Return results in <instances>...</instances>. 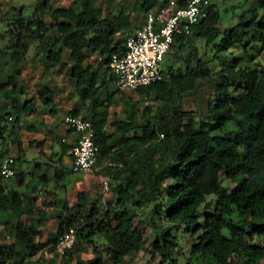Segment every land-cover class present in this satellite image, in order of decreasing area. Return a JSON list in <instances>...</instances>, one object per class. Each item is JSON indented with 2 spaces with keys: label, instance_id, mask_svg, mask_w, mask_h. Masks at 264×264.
<instances>
[{
  "label": "trees",
  "instance_id": "16d2710c",
  "mask_svg": "<svg viewBox=\"0 0 264 264\" xmlns=\"http://www.w3.org/2000/svg\"><path fill=\"white\" fill-rule=\"evenodd\" d=\"M107 1L114 4L115 0ZM169 1L138 0L133 9L146 13ZM175 1L183 7L189 0ZM79 4V10L53 8L48 0H41L30 13L19 8L1 35L2 51L20 66L31 47L40 48L47 69L67 68L82 103L67 115L91 121L98 148L94 170L98 167L113 177L117 198L104 205L81 191L73 204L64 198L42 201L45 206L60 203L61 211L57 230L45 242L37 241L42 232L35 225L26 226L21 217L43 216L36 194L38 184L48 178L26 170L37 183L29 193L20 190L24 181L22 170L16 167L23 154L19 129L30 100L21 105L20 97L10 93L11 110L0 111V213L14 214L17 222L13 242L0 243V264H40V258L34 257L42 251L56 253V242L70 227L76 230V243L61 255L75 256L84 243L93 244L94 257L87 261L77 257L76 264H119L146 244L144 250L151 255L146 264L156 260L179 264L181 256L184 264H260L264 258V64L249 49L258 55L264 52V0H257L251 18L226 32L220 28L222 15L216 4L203 0L201 19L189 34L175 37L174 45L182 55L165 56L168 64L163 80L133 90L153 101L142 111L143 122H138L137 101L121 95L125 118L111 122V133L105 130L106 109L120 90L109 89L114 83L110 61L113 54L125 51L126 38L132 33L128 31L133 26L131 13L122 4L107 13L96 0H79ZM46 14L54 21L53 27L47 25ZM52 28L56 33L50 43L46 36ZM93 55L101 61L96 66L85 65ZM20 72L19 67L6 83H0V92L7 86L15 91ZM203 80L211 86L204 116L183 108L184 96L196 92ZM19 92L27 93L22 87ZM38 95L42 105L53 112L50 88L42 85ZM27 128L37 130L34 124ZM76 139L71 143L60 140L59 149L48 155L56 163L38 161L35 168L49 166L56 179L65 178L64 158L72 159ZM10 140L18 149L13 157L15 174L9 178L15 184L11 185L1 174ZM223 180L232 186H223ZM131 205L149 209L135 220ZM99 234L105 238L104 249L96 244ZM186 235L192 241L183 251L180 239Z\"/></svg>",
  "mask_w": 264,
  "mask_h": 264
},
{
  "label": "rangeland",
  "instance_id": "374dc122",
  "mask_svg": "<svg viewBox=\"0 0 264 264\" xmlns=\"http://www.w3.org/2000/svg\"><path fill=\"white\" fill-rule=\"evenodd\" d=\"M39 1L41 0H0V83H6L8 77L14 74L17 68H21V72L15 77V83L18 88L15 91H12V87L7 86L5 90L0 92V111L7 112L11 110V100L8 98L10 93L20 97L19 100L21 105L24 104L26 100H30V106L23 112L22 125L19 129L23 154L21 155V158L17 160L16 167L22 170L24 181V184L20 190L29 193L31 192L30 190L32 189V186L37 183L33 176H29V174L26 172L27 170L29 172L32 171V173H34L36 176L45 174L48 178L46 183L38 184L36 205L41 206L42 201H46V203L53 202L56 198H64L69 201L70 204H73L77 200V194L81 191L85 192L88 197L97 198L100 200V203L106 205L109 202H114V200L117 198V193L114 190L115 180L108 172H105L104 170L102 171L97 167V169L94 171L71 173L69 167V155L65 156L64 158V163L66 164L65 170L68 172L65 178L56 179L54 176V170L49 166H42L39 169L35 168V162H51L48 159V155L53 152V148L55 150L59 149L58 142L62 140L63 137L57 135L55 130L57 127L59 128V126L62 127V124H64L63 118L67 115V112L82 106V103L79 101V98L75 92L73 78L70 77L67 68H64L60 71H58L57 68L53 70L47 69L43 63L42 49H34L31 47L20 66H18L19 64L16 65L14 62H12V60H10L9 54L2 51L4 49V41L1 35L8 28L7 20L17 17V11L19 8H23L27 13H30L34 9L35 4ZM136 2H138V0H115L113 2L114 4H108L109 2L107 0H96V4L102 6L106 13L109 12V10H115L114 8L117 4H122L125 7V10L131 13L133 26L132 29L129 28V32L131 30L133 32V30L137 29L145 20L144 12H139L133 9ZM256 2L257 0H207L208 4H216L220 10L222 15L220 28L225 32L230 30L236 23L251 18L255 8H257ZM48 3L53 8L72 6L77 10L80 9L79 0H48ZM45 20L47 25H51V27H53L54 21L50 18L49 14H46ZM55 33L56 29L52 28L50 35L48 37L46 36V40L52 43L51 35ZM197 44L200 46L202 42L198 41ZM249 52L254 53L257 57V61H260L262 64H264V52L260 55L250 49ZM63 53L67 54L68 52L64 50ZM168 54L171 56V58L172 55H182L181 51L178 50L177 46L175 45L171 48ZM65 58H67V55H65ZM100 61L101 60L99 56L93 55L85 61V65L90 63L96 66ZM167 64V60L162 62L161 66L163 70L166 69ZM44 84L47 85L53 93V112H50L49 107L42 105L38 95V88ZM20 87L24 88L27 93L21 94L19 92ZM116 88L118 87L114 83H112L111 87H109L110 90H114ZM119 90L120 91L110 100L108 103L109 107L106 109L108 112V124L105 130L107 133H111L114 130L111 122L125 118L126 109L121 100V95L137 101L139 123L143 122L141 115L144 108L153 105V101L146 98L145 95L140 96L131 89ZM210 94L211 86L208 80H203L200 82L199 89L196 92L188 93L184 96V110L197 111V113H201L204 116L207 99ZM101 96L103 98L105 97V92L103 90L101 91ZM85 104L89 107L88 102ZM87 113H91L89 108ZM33 124L35 127H37V130H31L30 128H27ZM8 126L11 129L13 128L11 123H9ZM39 142L42 143L41 147L36 146V143ZM15 144L12 143V140L8 142L9 152L6 157H17L18 149ZM104 164L107 165L108 161H106ZM7 182L10 185L15 184V182L13 183V181L10 179ZM222 185L225 187L232 186V184L226 180H223ZM53 192L55 194H52ZM209 198L213 199L214 196L210 195ZM60 205V203H57L55 206H49L47 204L46 206L42 205L43 216L37 214H27L21 217L22 222L26 226L35 225L42 232V235L36 238L37 241L45 242L48 234L57 230V214H59L61 211ZM132 209H134L136 213L134 219L137 220L139 216L145 214L149 207L144 205L133 206ZM16 222L17 218L14 214L0 213V243L13 242V232ZM148 233L150 238L154 236L152 231L148 230ZM95 241L100 248H105L104 236L100 234L96 235ZM191 241L192 238L187 235L181 237V249L183 251L187 250ZM146 246L147 244L144 245V248L138 252L130 253L124 259V261L119 264H146L151 260L150 253H147L144 250ZM77 257L85 261L93 258V244L84 243L83 250H81L79 253H76L75 256H72L71 254L65 256L58 253L42 251L37 254L34 259L40 258V264H76ZM184 263L185 258L184 256H181L179 264ZM151 264H158V260L152 262ZM260 264H264V258L260 260Z\"/></svg>",
  "mask_w": 264,
  "mask_h": 264
},
{
  "label": "built area",
  "instance_id": "2783aa9c",
  "mask_svg": "<svg viewBox=\"0 0 264 264\" xmlns=\"http://www.w3.org/2000/svg\"><path fill=\"white\" fill-rule=\"evenodd\" d=\"M202 1L189 0L179 7L175 0H170L164 7H153L145 13L142 25L126 38L124 53L111 57L110 67L119 89L134 90L163 80L162 62L174 45L175 37L189 34L191 27L203 16ZM64 123L77 135L71 149L72 170L78 173L94 170L98 148L93 140L91 121L79 115H66ZM1 174L5 179L14 176L13 157L3 159ZM75 243L76 230L70 227L56 242L55 252L63 254Z\"/></svg>",
  "mask_w": 264,
  "mask_h": 264
},
{
  "label": "crops",
  "instance_id": "0c3cea01",
  "mask_svg": "<svg viewBox=\"0 0 264 264\" xmlns=\"http://www.w3.org/2000/svg\"><path fill=\"white\" fill-rule=\"evenodd\" d=\"M142 25V24H141ZM140 25V26H141ZM139 26V27H140ZM136 30V29H135ZM133 30V32L135 31ZM114 84H115V78H114ZM70 128L64 123L62 124V127L59 126V128L57 127V129L55 130V133L57 135H60V136H63L62 137V140H64L66 143H71L75 138H76V133L72 130V131H69ZM63 131V132H62ZM55 134V135H56ZM54 135V136H55ZM56 135V137H57ZM52 151H56L54 148ZM70 157V156H69ZM70 163H71V157H70Z\"/></svg>",
  "mask_w": 264,
  "mask_h": 264
},
{
  "label": "clouds",
  "instance_id": "9594fccd",
  "mask_svg": "<svg viewBox=\"0 0 264 264\" xmlns=\"http://www.w3.org/2000/svg\"><path fill=\"white\" fill-rule=\"evenodd\" d=\"M122 90V89H121ZM12 157V156H11ZM71 164V163H70ZM14 167H15V159H14Z\"/></svg>",
  "mask_w": 264,
  "mask_h": 264
}]
</instances>
